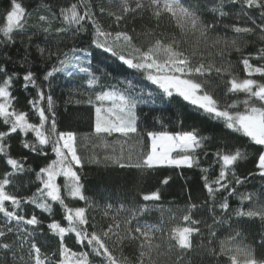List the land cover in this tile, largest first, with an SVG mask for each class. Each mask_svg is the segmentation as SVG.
Segmentation results:
<instances>
[{
    "label": "snow or ice",
    "instance_id": "snow-or-ice-1",
    "mask_svg": "<svg viewBox=\"0 0 264 264\" xmlns=\"http://www.w3.org/2000/svg\"><path fill=\"white\" fill-rule=\"evenodd\" d=\"M236 5L240 6L237 16L242 17L244 21H250L251 26L237 21L231 25H224V29L232 31L234 37H247L259 33L258 39L264 43V0H207L204 4L192 3L190 0H118V11H108L103 4L98 6L99 15H107L117 27L124 25L128 18L133 22L137 18L144 19L146 14L150 20H155V27L143 33L146 37L154 38L146 47L134 45L133 35L127 30L126 25L124 30L115 33L105 30L97 19L98 13L95 11L97 6L89 0H76L75 3H68L67 0H57L55 4L42 3L38 6V11L46 12L47 15H39L38 19L41 25L48 26L40 27L35 32H29L26 27L27 20L31 16L27 7L20 0H10L4 15L5 23L0 26V53L3 54L0 59V78H2L0 79V119L6 126V131H0V157L5 159V167L8 169L0 177V217H2L0 218V252L11 253L14 261L19 259L21 264H24V257L22 255L17 257L13 245H16L20 252H23L27 245L30 264H52L50 257L41 253V248L36 242L35 230L41 228L43 222L34 213L30 216L26 215L25 208L34 205L43 212L51 213L52 203L58 202L64 210V219L68 222V226H62L55 219L47 224V229L59 237L56 264H91L88 251L76 252L66 246L64 238L67 233H74L77 243L91 249L92 257L100 259L101 264H130L126 257L118 260L106 244L105 238L112 236H115L118 242L127 240L138 244L141 251L135 264H145L146 256L149 258L147 264H153L152 250L160 247L159 244H154L153 240L157 238L156 233L162 232V224L157 226L141 222L140 217L153 210L149 202L160 201L159 190L142 194L144 203L141 205L127 207L121 204L116 211L126 213L123 220L113 217V223L99 234L95 231L96 225L90 223L87 208H72L65 203V197L61 195V185L57 183L58 177L64 178L63 189L67 197L85 201L86 204L89 201L84 195L81 177L78 174V168L83 165L74 147V134L57 130L51 81L56 79L58 74L63 73L70 78L79 76L84 81V86L89 88H101V91L96 93V100L101 103L110 101L111 106L95 108L94 130L98 135L138 134L139 105L155 103L156 99L163 102L164 97H173L176 93L207 117L223 121L225 128L242 133L255 145L264 146V82L253 78L256 75L264 78V63H259L264 61V47L258 48L255 53L241 55L239 63L246 74V78L241 80L231 74V61L226 60V53L232 50L241 51L237 39L210 35L219 27L220 20L232 15L226 11V8ZM54 8L56 11L53 10ZM250 13H258V15H250ZM205 15H210L212 20L205 21L203 19ZM165 16L175 20L182 33L197 35L205 43V50L217 49L216 55L226 63L217 67L212 59L204 55V52L184 49L181 45L185 41L175 36L157 33L155 29L160 26L159 21ZM56 20H59L63 26L53 30L51 23ZM131 31L135 33L136 29L132 28ZM82 32H87L90 36L89 47L95 46L117 56L128 68L137 70L151 84L158 86L159 92L140 87L129 79L122 82L123 87L120 86L119 80L115 85L101 84L100 80L109 74L102 72L93 63L94 58L88 48L73 45L67 51L52 52L48 47L55 43L59 49L60 43L75 40ZM17 36L20 37L19 40L15 38ZM40 37L43 39H39ZM51 37L57 39L53 41ZM17 44L22 46L24 52L22 67L28 65V58L32 55L33 48L40 59L56 61L50 68H46L41 82L48 85L47 94L45 89L37 84L38 77L30 68L23 76L10 69L13 60L7 49ZM253 60L258 63H253ZM225 74L231 78L225 80ZM213 76L221 79L226 88L225 96L230 93L246 94V98L240 102L244 105L242 112L230 110L235 108L237 101L222 106L212 93L204 90L206 82L202 84L193 78L203 80L207 77V80H212ZM18 81H22L25 90L29 87L38 89L37 96L28 100L31 110L38 116V124L29 121L30 113L15 107L17 98L13 95L12 89L14 83ZM89 103L92 101L89 100ZM156 111L158 110L151 109L150 114L154 115ZM20 133L25 136L29 133L34 135L32 141H22L23 147L28 151L47 156L45 148L50 146L56 156V159L35 172L40 186L30 197L19 196L7 190L9 187L17 186L16 177L34 171L25 166L27 157L17 159L10 154L8 141L13 134ZM147 136L151 138V150L140 163L135 165L138 169H151L164 165L189 169L199 166L197 152L206 147L208 140V137L201 136L196 129L175 134L148 132ZM204 155H212L213 163L220 171L216 179L211 182L207 175L202 177L203 188L207 192L211 206L208 201L202 206L189 203L185 208L188 214L183 216V221L187 222L188 226L171 229L167 240L169 247L174 246L182 253L194 250L193 235L200 232L199 225L202 221L193 218L195 212L199 211L200 207H205L214 213L217 204L221 211L226 212L230 207L228 197L225 196L217 201V194L226 192L229 196L236 195V188L233 185H243L247 181V178L236 177L235 174L237 163L246 158V153L240 148L224 145L217 147L215 152H205ZM115 163L120 164V158H116ZM126 166L120 164L122 168ZM257 168L264 178V152L258 156ZM201 171L207 173L208 170L201 169ZM229 173L233 177L231 180ZM162 183L167 184L168 178ZM261 196H264V192L241 194V201H249L253 207L247 211L243 208L238 209L235 216L258 217L264 222V201L261 200ZM189 199L191 200V193ZM107 207L110 209L112 206ZM216 222L214 219V223ZM219 222L223 223L222 220ZM29 228L33 230L29 231ZM89 228L93 230L89 231ZM212 235L215 236V233L213 232ZM10 236L15 237L12 243L4 242ZM234 241V237H229L220 242L219 254L229 256L230 264H239L238 257L241 256L243 264H264V258H257L254 249L230 247L229 245ZM260 246L264 247V236L261 238ZM210 251L213 256L217 255L214 249ZM53 256L56 254L54 253ZM176 260L177 264H183V257L178 256ZM189 264H192V261H189Z\"/></svg>",
    "mask_w": 264,
    "mask_h": 264
},
{
    "label": "trees",
    "instance_id": "trees-1",
    "mask_svg": "<svg viewBox=\"0 0 264 264\" xmlns=\"http://www.w3.org/2000/svg\"><path fill=\"white\" fill-rule=\"evenodd\" d=\"M28 11L31 13L27 20L26 27L29 32H35L40 27H47L48 25H41L39 22V15H47L46 12L38 11V6L42 3L55 4L57 0H20ZM68 3H75L76 0H67ZM90 3L96 5L95 11L98 13L97 19L103 25L105 30L115 33L116 31L124 30L125 25L130 34L133 35V43L136 47H146L152 37H146L143 33L152 29L156 25L155 20H150L147 14L144 19L137 18L134 22L131 18L125 21L124 25L117 27L113 20L107 15H99V5L103 4L108 11H118V0H89ZM192 3L204 4L207 0H190ZM10 0H0V26L5 23L4 15L9 7ZM56 11V9H53ZM226 11L232 13L228 18L219 21V27L214 33L210 35L215 37L219 35L228 39H237V44L241 51L232 50L226 53V60L231 61V74L239 79L246 78L243 71V66L239 63L241 55H248L255 53L260 47H264L258 39L257 35L234 37L230 30H225L224 25H231L234 22L240 21L251 26L250 21H244L242 17H238L240 6L236 5L231 8H226ZM250 15H258L250 13ZM205 21H211L210 15L203 17ZM159 27L156 28L157 33H164L167 36H175L177 39L185 41L181 46L186 50H197L204 52L206 57L213 60L217 67L225 64V60H221L216 55L217 49L205 50V43L200 40L197 35L192 33H182L176 21L168 16L163 17L159 21ZM59 20L51 23L53 30L62 27ZM88 27V25H86ZM132 28L136 29L132 33ZM17 40L19 36L15 37ZM39 39H43L40 37ZM55 41L56 37H51ZM90 36L87 32H82L75 40H66L60 43L59 49L56 44H50L48 47L52 52L67 51L73 45L80 48H88L92 54L93 63L109 75L100 80L101 84H117L125 79L132 80L134 83L153 92H159L158 86L151 84L146 80L140 72L135 69H130L117 56L105 52L103 49L95 46L89 47ZM9 55L12 56L13 64L9 67L23 76L25 71L30 68L36 73L38 79L37 84L45 89L47 94L48 85L42 84V79L46 68H50L56 61H45L40 59L35 49H32V55L28 58V65L21 66L24 52L20 44L13 48L7 49ZM3 54L0 53V59ZM253 63L258 61L253 60ZM259 63H264L261 61ZM100 75V73H97ZM197 82L205 84L206 91L214 95L220 104L230 105L233 101H237L235 108L231 111H243L244 105L240 103L246 98L245 93L227 94L225 96L226 88L224 87L219 77L213 76L212 80H207V77L201 80L193 77ZM231 77L225 74L224 79ZM261 82L264 78L256 75L253 77ZM2 79V78H0ZM13 95L17 98L15 107L18 110L30 113L29 121L35 124L39 123L38 116L31 110L28 100L37 96V88L29 87L25 90L22 87V81H18L13 85ZM101 88H89L84 86V81L79 76L74 78L68 77L66 74H58L56 79L51 81V94L55 101L54 110L56 112L57 130L59 132H71L74 134V147L77 155L81 158L82 167L78 168V174L81 177V183L84 188V195L88 197V203L85 201L74 200L67 197L63 189L64 178L58 177L57 183L61 185V195L65 197V203L72 208L85 207L88 209V216L91 224L96 225L95 231L102 233L107 229L110 223H113V217L122 221L126 213L123 211L117 212L121 204L127 207L138 206L144 203L141 196L145 193L159 190L161 193L160 201L156 203L149 202V206L153 209L147 214L140 217L141 222L161 226L162 232L156 233L153 240L154 244H159L158 249H153L151 253V260L153 264H177L176 258L183 257V264H230V257L219 254L220 242L229 237H234V243L230 247L251 248L255 250L257 258H264V247L260 246L262 236H264V222L258 217H236L235 212L243 208L245 211L253 207L249 201H241V194L247 193H262L264 192V178L260 175V170L257 168L258 156L264 150V146L255 145L249 138L242 135V133L233 132L225 128L223 121L213 120L207 117L202 111H197L189 102L184 101L182 97L174 93L173 97H164L163 102L156 99L155 103L140 104L137 109V114L140 117L138 124V134H131L129 136H122L120 134L98 135L95 133V108L109 107L110 101L103 103L96 100V93L100 92ZM71 93V94H70ZM89 100L92 103H89ZM259 106V105H257ZM151 109H157L155 114H150ZM196 129L201 136L208 137L206 147L200 151L199 166L193 168H173L169 166H157L151 169H138L135 167L140 163L146 154L150 151V138L147 136L148 132H168L178 133L184 131H191ZM0 131H6V126L0 119ZM34 135L29 133L25 136L23 133L13 134L10 144V154L21 159L27 157L26 167L34 171L27 175H20L16 177V187H9L7 190L19 196L30 197L40 186V182L36 179L35 172L40 167H44L52 160L56 159L55 154L51 151V147L45 148L47 156L39 153H32L23 147L22 141H32ZM224 145L240 148L246 153V158L240 160L235 167L236 177L247 178L243 185H233L236 188V195L229 196L228 193H218L217 201L223 197H228L229 209L224 212L218 207L214 213L209 211V208L200 207V210L195 212L194 219L201 220L199 225L200 232L193 235L194 250L188 253H182L178 248L169 247L167 242L171 229L175 227L188 226L187 222L183 221V216L188 214L185 208L189 203H195L202 206L205 201H208L211 206V201L208 200L207 192L203 188L202 177L207 175L209 182L216 179L219 174V167L213 163L214 157L212 155L205 156V152H215L217 147ZM112 157V159H106ZM120 158V164L127 165L120 167V164L115 163V159ZM207 169V173L201 171ZM8 170L5 167V159L0 157V177ZM251 173V175H249ZM168 178V183L163 184L162 181ZM229 179H233L229 173ZM191 193V200L189 199ZM264 201V196H261ZM111 205L109 209L107 206ZM161 209L163 211H161ZM107 212V215L105 213ZM36 214L43 222L41 228L36 229V242L41 248V253L50 257L52 264H56L58 258L59 237L47 229V224L53 219L59 221L62 226L67 227L68 222L64 219V210L58 202L52 203L51 213L43 212L34 205H28L25 208V214L30 216ZM2 218V217H0ZM214 219L217 221L214 223ZM223 221L220 223L219 221ZM163 222V223H162ZM135 225L133 224V227ZM211 226V227H210ZM29 228V231H32ZM93 229L89 228V231ZM43 234H40V233ZM215 233V236L212 233ZM239 233V235H237ZM103 238V237H102ZM15 237H9L6 243H12ZM106 244L113 251L114 256L118 260L126 257L130 264H135L139 257V248L137 243H132L127 240L118 242L115 236L105 238ZM66 246L73 251L81 252L88 251L90 253L91 264H101L100 259L93 258L91 249L77 243L74 233H67L64 238ZM17 251V257H24V264H30L28 257V246L25 245L23 252H20L16 245H13ZM215 250L217 255L213 256L210 250ZM56 256H53V254ZM21 264L19 259L13 260L11 253L0 252V264ZM148 257H145V264L148 262ZM239 264H243V257H238Z\"/></svg>",
    "mask_w": 264,
    "mask_h": 264
},
{
    "label": "rangeland",
    "instance_id": "rangeland-1",
    "mask_svg": "<svg viewBox=\"0 0 264 264\" xmlns=\"http://www.w3.org/2000/svg\"><path fill=\"white\" fill-rule=\"evenodd\" d=\"M110 107V106H109ZM106 108H108V107H106ZM170 134H175V133H170ZM150 138V137H149ZM150 150H151V138H150ZM263 152H264V150H263Z\"/></svg>",
    "mask_w": 264,
    "mask_h": 264
}]
</instances>
